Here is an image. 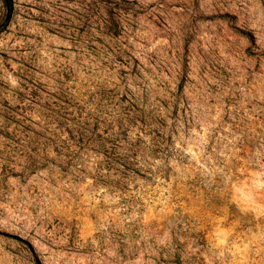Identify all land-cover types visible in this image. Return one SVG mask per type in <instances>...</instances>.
<instances>
[{"label":"rangeland","instance_id":"obj_1","mask_svg":"<svg viewBox=\"0 0 264 264\" xmlns=\"http://www.w3.org/2000/svg\"><path fill=\"white\" fill-rule=\"evenodd\" d=\"M0 264H264V0H0Z\"/></svg>","mask_w":264,"mask_h":264}]
</instances>
